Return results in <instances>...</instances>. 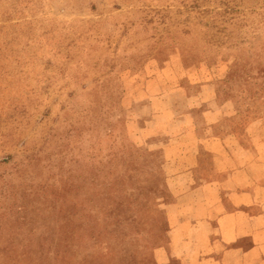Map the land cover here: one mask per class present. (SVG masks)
Listing matches in <instances>:
<instances>
[{"label":"rangeland","instance_id":"374dc122","mask_svg":"<svg viewBox=\"0 0 264 264\" xmlns=\"http://www.w3.org/2000/svg\"><path fill=\"white\" fill-rule=\"evenodd\" d=\"M207 106L264 118V0H0V264H160L156 143Z\"/></svg>","mask_w":264,"mask_h":264},{"label":"crops","instance_id":"0c3cea01","mask_svg":"<svg viewBox=\"0 0 264 264\" xmlns=\"http://www.w3.org/2000/svg\"><path fill=\"white\" fill-rule=\"evenodd\" d=\"M226 114L207 106L200 117L176 115L178 132L156 143L169 192L162 204L169 242L157 250L160 264H264V118L238 135Z\"/></svg>","mask_w":264,"mask_h":264},{"label":"trees","instance_id":"16d2710c","mask_svg":"<svg viewBox=\"0 0 264 264\" xmlns=\"http://www.w3.org/2000/svg\"><path fill=\"white\" fill-rule=\"evenodd\" d=\"M72 238V237H71Z\"/></svg>","mask_w":264,"mask_h":264}]
</instances>
